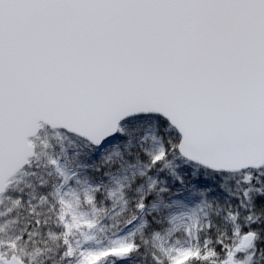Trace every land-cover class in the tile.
I'll return each instance as SVG.
<instances>
[{"label": "snow or ice", "instance_id": "6c2138e0", "mask_svg": "<svg viewBox=\"0 0 264 264\" xmlns=\"http://www.w3.org/2000/svg\"><path fill=\"white\" fill-rule=\"evenodd\" d=\"M0 264H264V0H0Z\"/></svg>", "mask_w": 264, "mask_h": 264}]
</instances>
